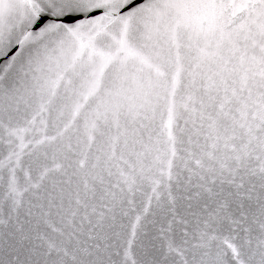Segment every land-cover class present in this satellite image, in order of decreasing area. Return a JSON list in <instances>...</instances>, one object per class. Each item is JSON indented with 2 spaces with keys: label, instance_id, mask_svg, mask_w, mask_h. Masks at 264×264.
Instances as JSON below:
<instances>
[{
  "label": "snow or ice",
  "instance_id": "obj_1",
  "mask_svg": "<svg viewBox=\"0 0 264 264\" xmlns=\"http://www.w3.org/2000/svg\"><path fill=\"white\" fill-rule=\"evenodd\" d=\"M0 264H264V0H0Z\"/></svg>",
  "mask_w": 264,
  "mask_h": 264
}]
</instances>
